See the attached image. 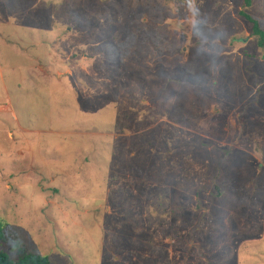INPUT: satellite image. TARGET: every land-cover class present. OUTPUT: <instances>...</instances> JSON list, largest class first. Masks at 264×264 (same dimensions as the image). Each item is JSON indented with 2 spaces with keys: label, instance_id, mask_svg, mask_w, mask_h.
<instances>
[{
  "label": "rangeland",
  "instance_id": "obj_1",
  "mask_svg": "<svg viewBox=\"0 0 264 264\" xmlns=\"http://www.w3.org/2000/svg\"><path fill=\"white\" fill-rule=\"evenodd\" d=\"M251 1L0 0V251L264 264Z\"/></svg>",
  "mask_w": 264,
  "mask_h": 264
},
{
  "label": "trees",
  "instance_id": "obj_2",
  "mask_svg": "<svg viewBox=\"0 0 264 264\" xmlns=\"http://www.w3.org/2000/svg\"><path fill=\"white\" fill-rule=\"evenodd\" d=\"M244 6L249 7L251 0H243ZM251 26L252 34L258 37V45L264 48V30L261 28L259 22L252 18L245 11L239 12ZM16 235L13 232H9L4 228L2 221L0 220V242L9 243L13 242ZM0 264H51L50 260L46 256H42L31 252L22 241H16V250L13 257H10L6 253L0 251Z\"/></svg>",
  "mask_w": 264,
  "mask_h": 264
},
{
  "label": "crops",
  "instance_id": "obj_3",
  "mask_svg": "<svg viewBox=\"0 0 264 264\" xmlns=\"http://www.w3.org/2000/svg\"><path fill=\"white\" fill-rule=\"evenodd\" d=\"M4 109V107H0V110Z\"/></svg>",
  "mask_w": 264,
  "mask_h": 264
}]
</instances>
